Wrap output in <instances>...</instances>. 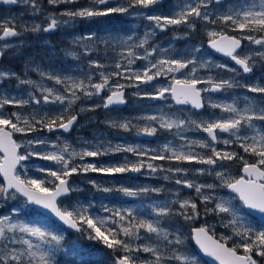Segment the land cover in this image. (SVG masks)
<instances>
[{
  "label": "snow or ice",
  "instance_id": "obj_1",
  "mask_svg": "<svg viewBox=\"0 0 264 264\" xmlns=\"http://www.w3.org/2000/svg\"><path fill=\"white\" fill-rule=\"evenodd\" d=\"M6 5L28 6L32 14H43V23L31 25L18 21L16 16L10 19H0V58L7 50L19 48V44H10L8 38L21 37L26 32H50L68 23L62 17L69 20L76 18H104L118 14L145 16L152 22L149 31L143 37L138 38V43H130L133 36L110 37L102 39L96 33L77 38L75 43L82 45L84 53L95 50L97 43H104L111 47L113 41L120 46V60H126L122 64L120 60L115 63V71L98 72V82H93L92 75L83 74L81 77L61 76L53 72L42 71L37 65L35 71L39 72L41 79L47 77L56 85H62L63 90L55 87H47L44 84L31 79H21L20 76L7 68H0V81L6 78H16L19 85L34 86L41 96L37 98L29 92L28 98H18L7 94H0V110L5 106L23 108L25 105L59 104L61 110L56 113L34 110L28 115L20 112L5 114L0 111V175L3 183H0V202L7 203L19 197L25 198L26 204L39 205L50 211L68 228L77 232L87 233V238L101 243L110 250V264H169L170 261H178L180 264H198L194 255L180 251L184 245V236L179 230L169 231L162 227L161 220H170L173 217H183L184 220H193L200 215L198 204L195 200L177 199L164 201L151 205V213L148 217L140 216L131 207L108 208L102 206L106 216L94 215L90 212L91 204H77L73 207L62 206L60 198H69L72 193L79 191L70 180L73 174L101 173L117 174L126 172H141L147 168L150 174L158 171L167 173L163 179L172 177L168 174H181L196 172L201 175H214L220 181L217 184H198L193 180L181 176L175 180L177 185L195 189V192L204 202V214H227L231 219L221 221L225 228H230L231 236L221 235L216 238L213 227L207 223L192 230V236L199 248L207 255L214 257L219 264H264V229H255L245 223L239 216L232 200L224 197L205 193V189L224 187L231 189L248 208L264 214V99L257 102L255 99L245 97V107H237L235 98L232 103L213 101L209 95L213 92H224L234 87L246 88L251 93L261 94L264 97V83L259 80L255 83H244L235 79L237 69L228 64L215 63L196 53L198 47H193L190 52L168 55V50L160 49L155 45H148L149 39L156 29L164 30L169 26L185 25L190 31H195L197 21H203L207 28L208 44L212 49L229 57L236 65L240 66L243 73H252L258 62H264V0H250L238 6H225L221 0H187L179 5V11L172 14L146 15V9L161 6L164 0H88L85 7L66 9L60 13H45L39 0H0ZM49 5L72 4L75 0H47ZM211 26V27H209ZM219 29V30H217ZM236 33V34H230ZM184 35H189L185 32ZM247 41L250 45L259 46L260 50L249 49L244 45ZM92 42V43H89ZM24 41H20L23 44ZM147 46V47H146ZM143 49V55L137 52ZM153 53H158L154 59H150ZM79 58L76 52L67 53ZM126 54V55H125ZM178 57V58H177ZM137 60L147 61L142 68L133 69L132 65ZM105 69L107 65L98 60H89L91 69ZM226 70L233 73V77L224 79L211 74V69ZM200 69H209V73L200 76ZM179 73L178 77L176 74ZM168 76V86L158 85L152 91L141 89V85L150 86L158 77ZM113 77L117 80L113 82ZM127 83H120V79ZM136 87L135 96L143 95L149 99L166 100V94L178 105H191L192 109H204L205 106L212 109H220L226 116L216 117L210 113L208 118H192L191 115L167 114L163 111L158 115H145L139 117L145 121L143 127L134 125L130 120L124 122L109 121L112 127L129 130L135 128L138 134L155 136L159 130L172 132L180 136L183 143L173 146L171 142L165 143L158 149H143L139 146L105 147L98 143L91 145L85 142L79 150L73 148L67 141L57 143L46 138L35 137L33 139L18 142L14 139L17 133H37L42 129L48 132L56 130L70 131L78 123L79 112L95 110L103 107L125 104V88ZM107 90V95L101 97L103 104H92L89 109L83 107L79 112L73 110L77 101L88 100L93 96H99ZM66 105V106H65ZM194 128L207 134L204 139H188L180 135L182 130ZM227 133L228 137L221 139L220 134ZM250 133V134H249ZM238 145L243 153L251 157L254 162L245 159L244 155L234 150L218 149L216 144ZM35 146H40L37 149ZM52 149L49 151L48 147ZM206 149L207 152H197L196 148ZM149 151L153 154L149 160L143 159ZM129 152L135 154L138 159L135 162L125 160L120 164L98 165L97 163L84 162L86 157H100L109 153ZM36 157L44 161L53 162L57 167H40L37 171L46 173V177L36 178L28 175L26 162ZM79 158L81 163H76ZM175 161L177 164L185 162L205 167L186 168L173 166L164 168L151 161ZM239 160L242 162L243 175L232 177L228 174L225 161ZM220 168L221 171L216 169ZM97 191L105 193L118 191L127 197H138L149 193H160L163 187L136 186L118 188L103 187L96 180L87 181ZM215 200L214 207H207L209 202ZM179 203L180 207L172 205ZM20 209L12 207L8 214L0 215V264H58L57 252L60 251L64 236L58 232L43 226L40 223L26 222L19 218ZM141 230L146 234L141 236ZM211 232V234H209ZM153 235L155 242H152ZM237 238L231 247L228 242ZM148 242L137 243L140 240ZM242 250V252H241ZM148 254L144 257L142 254Z\"/></svg>",
  "mask_w": 264,
  "mask_h": 264
},
{
  "label": "rangeland",
  "instance_id": "obj_2",
  "mask_svg": "<svg viewBox=\"0 0 264 264\" xmlns=\"http://www.w3.org/2000/svg\"><path fill=\"white\" fill-rule=\"evenodd\" d=\"M80 1L83 0H75L74 6H70L71 4H58V5H52L55 6V8H57L56 10L51 9L48 11H45V13L51 12V13H60L65 11L66 9H76V8H81V7H85L87 6V3H84L83 5H79ZM86 2V0H85ZM187 0H176L175 2H173L170 7H166L164 10H155V11H147L144 10L146 15H153V14H172L175 11H179V5L182 3H186ZM48 4V3H47ZM49 5V4H48ZM70 6V7H69ZM143 18L145 20V22H142L140 19ZM62 20H68V23H61L60 26L58 28H56L55 30H53V32L60 31V36L59 37H63L64 40H66L69 45L66 47H63L62 49V57H66V59L62 62L59 63H55V68L54 71L56 74L61 75V76H73V77H81L83 74H85L83 72V70H81L82 68H84L86 65L89 64V60H93L89 57L90 53H84L83 47L81 44L79 43H75V41L77 40V38L80 37H84L87 36L88 33H84L83 28H85L86 24L83 22V18H76L75 20H69L68 17H62ZM44 22V15H43V20H41L40 23ZM102 24L105 27H102L103 30V34L101 36L102 39H108L110 37H124V36H128V34H126V32L120 27V29L118 28L119 26L117 25V29L113 30L112 26H108V22L103 21ZM152 22L148 21L145 16H139V20L137 21V25H135L137 28H139L137 34H138V38L143 37L146 31H149L151 28ZM135 27V28H136ZM170 27V26H169ZM168 27V28H169ZM65 31H63L64 29ZM68 28V29H66ZM168 28H166L165 30H167ZM115 29V28H114ZM159 32H162V30L160 29H156L154 35L149 39L148 41V45L150 44V42H154L155 41V35H157ZM90 34V33H89ZM103 49L105 48V53L102 55L103 59H98L95 58L94 60H98L100 63L107 65V67L105 69H97L98 72L103 70L105 72H111L109 70V68H113L115 69V63L117 60H120V46L116 45L115 42L113 41L112 46H111V51L108 52L109 47L106 46L104 43H102ZM70 52H76L78 54L79 58L73 57L71 55H68L67 53ZM93 52V51H92ZM58 53V52H57ZM138 53L140 55H143V52H139ZM185 53L183 52H174V53H168V55H173L175 56L176 54H182ZM126 55V54H125ZM59 55H56V58L60 57ZM158 56V53H153L152 57H150V59H154ZM178 58V57H177ZM120 62H125L126 64V60H120ZM147 64V61H142V60H137L136 63L134 65H132L133 69L136 68H142L144 65ZM65 68V70H62V68ZM0 68H7L6 66H2ZM116 70V69H115ZM113 70V71H115ZM42 71H46V72H52L51 69H42ZM37 76L35 75H29V76H21V79H31L33 81H37L40 82L42 84H44L47 87H55L57 89H60L61 91L63 90V86L62 85H56L54 83V81H50L47 79V77L43 78V80L41 79L39 72L37 71ZM91 74H93V72H91ZM95 75V74H94ZM93 75V76H94ZM178 77L180 76L179 73L176 74ZM92 76V78H93ZM117 80V78H113V82H115ZM120 83H127V81H125L124 79H120L119 80ZM170 83V79L168 76H161V79L159 81H157L156 83L150 85V86H145V85H141V89L142 90H146V91H152L154 90V88L158 85H162V86H168V84ZM18 87L14 88L9 87V89H7L6 87L2 88V94H7L9 96H14V97H18V98H28V93L32 92L34 93V95L37 96V98H40L41 94L39 92L38 89H36L34 86H29V85H17ZM2 86H0L1 89ZM128 93L130 96V99H132V102L134 104V107L139 108L140 111L138 112V114H142L139 115V117L145 116V115H158L160 114L161 111H163L164 113L168 114V107L169 105L167 104V101L165 100H159V99H149L144 97L142 94L139 96H135L133 95V93L137 92V88L136 87H128ZM107 90H104L103 92H101V94L99 96H93L91 99L87 100V103L84 102L85 100L82 101H77L72 107L73 110H75L76 112H79L80 108L83 107L85 109H89L90 106L92 104H103V100L101 97L106 96ZM212 99V98H211ZM33 103L29 104V105H25L23 108H19L16 106H5L4 109L0 110L3 111L5 114H10L11 112H20L21 115H28L29 113L33 112L34 110H42L43 112H49L51 113H56L58 111L61 110V105L57 104H48V105H44L43 102L41 103V105H39L38 107L32 108V107H28L31 106ZM66 106V105H65ZM102 108V107H99ZM97 109V108H96ZM95 110H86L84 112H79L81 119L80 122L77 126V128L75 129L74 133L72 135H62V134H57V135H52L53 133H49L47 131H39L37 133H27L25 134L24 138L22 139V141L25 140H29V139H33L35 137H41V138H46L50 141H57V137L60 138V140L57 141V143H62L63 141H67L73 148H75L76 150H79L82 146H85V142H88L91 145H96L98 143H101L102 141L98 140L99 136H102V129L100 127H98V122H100L99 120V113L94 112ZM226 116L227 114H219V115H215L216 117H220V116ZM209 116V115H208ZM204 117L203 119L208 118ZM109 121H116V122H124L127 120H120L117 118H113L110 120H103L102 124L103 125H109L108 127H112L111 124L109 123ZM146 122L143 123V125ZM143 125H140L143 127ZM192 132V134L190 133V137L192 139H197L198 135H195L194 132H196L195 129H188L186 132ZM90 134H92L93 136L90 137ZM172 134H175V131H173ZM250 134V133H249ZM183 136H185L184 134H182ZM179 136V135H178ZM96 137V139H95ZM186 137V136H185ZM105 142H110V140H106ZM171 142V144L173 146H178L179 144H181L180 142H176L174 140H164L163 138H160L159 140H156L153 144L151 142H149L148 146L147 143H137V141L134 142V144H130V143H125V142H121V141H115L114 143H110V144H105V147H115L116 145H121V146H139L140 148L143 149H148V150H152V149H158L160 147H162L163 144ZM144 145V147L142 146ZM231 147L228 150H234L237 151V148H233V145H230ZM37 149L40 148V146H35ZM48 150H54L51 148V146L48 147ZM197 152H207L206 149L202 150L199 149V147L196 148ZM118 154V155H116ZM130 153L129 152H124V155H119V152L116 153H109L107 155H104L107 157V160L105 161V159H102V162H100L98 160V158H103L104 156H100V157H86L84 162H88V163H97L98 165L103 164V165H108V164H120V163H124L125 160L127 161H131V162H135L138 159H140L139 157H137L134 154V157L130 158ZM150 156L153 154L151 151H149L148 153ZM241 155H243V150L242 153H240ZM124 157V159H122ZM122 159V160H121ZM120 160V161H119ZM149 160V159H148ZM146 160V161H148ZM152 163L156 164V165H163L164 168H168V167H173V166H181V167H186L189 169L192 168H196V167H205L202 165H197L195 163L189 164L187 162L183 163V164H177V162L175 161H168L169 164L164 163V161H160V160H156V161H151ZM226 162V161H225ZM223 162V163H225ZM76 163H81V161L79 160V158H76ZM227 170H228V174L232 177H238L240 175V170L239 167H235L234 165H229V163H225ZM26 166L28 167L29 171H28V175L29 176H33L36 178H45L46 177V173H40L38 172L37 166L40 167H51V168H55L57 167L56 165L53 164V162L50 161H44L41 160L39 158L33 157L31 158L29 161L26 162ZM217 171H221L222 169L217 168ZM142 173H140L141 175L144 176V178H147L149 180H143V184L141 185H137V184H131L130 179L131 177H136L138 173L136 172H127L126 173H122V178L126 180L129 183H125L123 181V183L121 184L122 186H126V187H136V186H149V187H163L164 191L160 192V193H149V194H144L142 196H138V197H127L124 196L122 193L118 192V191H113V192H108L105 193L103 191H97L98 192V200L97 201H93V202H82L79 201L77 198H73L69 203H67L66 205H62V206H68V207H73L77 204H84V205H88L91 204V208H90V212L94 215H100V216H106L109 215V213H105L103 211L102 206H106L108 208H126V207H131L134 208L137 212L138 215L140 216H144V217H148L151 213V205L155 204V203H160V202H164V201H172V200H176L177 199V193H179V199L183 200V199H191V200H195L197 202V204L199 205V203H204L200 196L197 195V193L195 192V189H189L186 186L183 185H177L175 183V180L177 178H180L181 176H186L187 179L193 180L194 182L198 183V184H217L219 185L220 181L216 179V177L214 175H209V174H199L196 172H189V173H181V174H168L170 175L172 178L169 180H165L163 179L164 175H166L167 173L162 172V171H158L155 174H150V170L147 168H144L141 170ZM240 172V173H237ZM88 175L93 176V174H97L98 177L100 178L99 181L102 182H98L99 184H101L103 187H109V188H118L121 185H116L115 187H113V184L107 183L110 179L105 176L104 174L101 173H87ZM75 177H73L72 180V184L76 187L79 188V191H82L85 187L84 184L87 182V180H89V176H84L85 174L81 173V174H74ZM108 175V174H106ZM78 176V177H77ZM105 176V177H104ZM152 178H162L164 180V182L162 183H153L151 181ZM92 179V178H91ZM94 180V179H93ZM105 180V181H103ZM136 181V179H134ZM96 181H98L96 179ZM148 182V183H147ZM88 183V182H87ZM135 183V182H132ZM77 191V192H79ZM205 193H212L214 196L217 197H224V198H228L232 200V204L233 206L236 208L238 214L240 217H242L245 221L246 224L252 226L255 229H264V226L259 225V222L253 218L249 213H247V211L244 208V205L241 201L238 200V198L234 195H232L231 193H228L227 191H225L224 187H217L215 189H205L204 190ZM105 198H108L107 200ZM213 204V207L215 205V200L211 202ZM172 206H176V208L178 209L180 207L179 203L174 204ZM12 207H17L20 209L19 211V218L25 220L26 222H33V223H40L45 227L50 228L51 230L58 232L60 234H62L64 236V240L61 242L60 245V251L57 252V261L58 264H88L87 262V254L84 253L83 247L79 244V242L75 239V240H71L70 242H66L65 238L68 234V231L66 229H64L62 226L58 225L56 222L52 221L51 219H49L48 217H46L43 214H39L37 213L32 205L26 204L25 203V199L23 197H19L16 200H9L7 203H3L0 202V215L3 214H8ZM231 219L230 216H228L227 214H221V215H216L215 213L212 215H204V218H201V216L199 215L198 217L195 218L196 222H200V224H204L207 223L209 225H211L213 227V230L215 232V235L218 237H220L221 235H225V236H231L232 235V231L230 228H225L223 226V223H221V221L226 222L227 220ZM165 220H161V225L162 227L168 228L169 231H175L174 228H170L167 227L166 225H164L162 222H164ZM191 226V224H189ZM181 233L185 232V230L183 228L178 229ZM191 232V230H190ZM80 233V232H79ZM146 234L143 232V230H141V236L144 237ZM237 238H233V240L229 241V242H235ZM144 242H148L146 240H140L137 241V243H144ZM152 242H155V236L153 235L152 238ZM228 242V243H229ZM232 245V244H231ZM190 254V253H188ZM144 257H147L148 254H142ZM194 255L197 259L198 264H201L199 261V257L197 256V254H191ZM169 264H180V262L176 261H170Z\"/></svg>",
  "mask_w": 264,
  "mask_h": 264
},
{
  "label": "flooded vegetation",
  "instance_id": "obj_3",
  "mask_svg": "<svg viewBox=\"0 0 264 264\" xmlns=\"http://www.w3.org/2000/svg\"><path fill=\"white\" fill-rule=\"evenodd\" d=\"M88 0H83L78 3L79 5H83L84 3H87ZM176 0H165L164 3L161 6H156L151 9H146L147 11H155V10H164L166 7H170V5L175 2ZM41 3L42 8L45 11L54 9L55 6L48 5L47 0H39ZM245 2H250V0H221V3L225 6V8L221 9V11L225 10L228 6H238L241 3ZM88 4V3H87ZM70 6H74V4H71ZM69 6V7H70ZM55 8L54 10H56ZM12 16H16L18 21H23L26 24H33V23H40L41 20H43V14L37 13V14H32L31 9L28 6L25 5H6L3 3H0V19L8 18L10 19ZM139 20V16L135 15H126V14H118V15H113L110 17H104V18H92V19H85L83 18V22L86 24L85 28H83L84 33H96L98 37L101 38L103 34L102 27H105L102 22L106 21L108 22V26H112L110 21L117 23L120 27L126 32L128 35L133 36V41L130 43H138V30L135 25H137V21ZM142 22H145L143 18L140 19ZM136 27V28H135ZM211 27V26H209ZM64 29V28H63ZM68 29V28H66ZM117 28L113 29L116 30ZM219 30V29H217ZM65 31V29L63 30ZM189 32V35H184L185 32ZM59 33L60 31H50V32H38V33H32V32H26L24 33L21 37H14V38H8L6 42L10 44H19V48H12L10 50L6 51V54L2 57V60L0 61V67L6 66L12 71L16 72L20 77L21 76H29V75H35L37 76V71H35L37 65H39L40 69H51L53 73H55L54 68H55V63H58L59 59L62 58V49L63 47H66L69 45V43L63 39L61 47H59V41L57 39L56 33ZM207 28H205L203 21H197V28L195 31H190L186 28L185 25H180V26H170L167 30H162V32H159L157 35H155V41L150 42L149 46L155 45L158 46L160 49H165L168 50V53H174V52H190V50L195 46L200 49L196 55L198 57L202 56L206 59H209L211 61H214L215 63H224L228 64L230 67H234L237 69V72L235 74V79L240 81L242 84L244 83H255L258 80L261 83H264V62H258L257 65L253 68L252 73H243L242 69L240 66L236 65L234 61H231L229 57L224 56L223 54H220L216 52L214 49L210 47L208 44V39L209 37L207 36ZM230 34H236V33H230ZM20 41H24L23 44H20ZM5 41H0V43H4ZM92 43V42H89ZM244 45H246L249 49L252 50H260L259 46L257 45H250L247 41L243 42ZM103 44L102 43H97L95 45V50L90 53L89 57L91 59H103L102 55L105 53V48L103 49ZM147 47V46H146ZM111 47H109L108 52L111 51ZM143 52V49H137V52ZM42 52L45 53L44 56H42ZM58 52V53H57ZM56 55H59V58H56ZM44 57V58H43ZM122 64H125V62H122ZM84 73H89L93 72L91 74L93 76V82H98V70L93 68H89L88 65H86L84 68H82ZM109 70L112 72L113 68H109ZM209 73V69H200L199 70V75L200 76H205ZM56 74V73H55ZM211 74L213 76H217L218 78L222 77L224 79H229L233 77V73L228 72L226 70H219V69H211ZM115 78V77H113ZM161 77H158L155 81H153L152 84L156 83L159 81ZM151 84V85H152ZM18 81L16 78H6L2 81H0V94H2V88L6 87L9 89V87H18ZM21 86V85H20ZM125 99H126V105L122 107H112L109 109L105 108H97L95 109L94 112L99 113V120L98 122V127H100L102 131V136L98 137V140L102 141V144H110L114 143L115 141H121L125 143H130L134 144L135 141L137 143H147L146 146H148L149 142L152 144L156 141L159 140L160 138H163L164 140H174L176 142L183 143V141L180 140V136L172 134L173 131L176 132L175 129H173L172 132H168L166 130H159L158 133L155 136H149L145 134H138L135 128H130L129 130H124L121 128H114V127H108L107 125H103L102 122L103 120L107 119H113L117 118L120 120H130L132 124L134 125H143L145 121L139 119L138 112L140 111L139 108L134 107V104L132 102V99H130L128 89L125 88ZM205 97L207 98L209 95L211 96L213 101H223V102H228L232 103L233 99L235 98L237 107L239 108H244L246 101L245 97H248L250 99H255L257 102H259L261 99H264V97L261 96V94L257 93H251L249 92L246 88L242 87H234L231 89H228L224 92H213L210 94H204ZM167 99V104L169 105L168 107V114H183V116H188L191 115L192 118L197 119V118H204L207 117L210 113L214 115H219V114H227V113H222L220 109H212L205 106L204 109L201 111L192 109L191 105H180L178 106L174 100H172L171 96L166 94ZM160 100V99H159ZM84 102L87 103V100ZM39 105H35L34 103L31 106H28L29 108H35L38 107ZM261 106H264L262 104ZM80 119V116H79ZM144 126V125H143ZM142 127V126H140ZM194 129V128H189ZM188 130V129H187ZM187 130H182L180 135L184 134L188 139H192L189 135L192 132H186ZM41 131H47L46 129H42ZM75 129L68 134H62V133H53L52 135H57V134H62V135H72L74 133ZM48 132V131H47ZM51 133V132H49ZM195 135H198L197 139H204L207 138V134L203 133L202 131H197L194 132ZM25 134L17 133L14 135V139H16L18 142H21L22 139L24 138ZM93 135L90 134V137ZM221 139L227 138L228 134L227 133H221L220 134ZM96 139V137H95ZM106 140H110V142H105ZM141 142V143H140ZM144 147V145H142ZM233 148H237L239 153H242V149L239 148L238 145H233ZM216 147L218 149H225L228 150L231 146L230 145H224L222 143L216 144ZM200 149V148H199ZM118 155V154H116ZM119 155H124V152H119ZM130 158L134 157L133 153H130ZM243 155L246 157V159H249L250 162H254V160L249 157L247 154L243 153ZM150 158V155L148 154L145 156L143 159L148 160ZM102 159L107 160V157L104 156L103 158H98L100 162H102ZM124 159V157L122 158ZM121 159V160H122ZM120 161V160H119ZM131 162V161H130ZM225 163H229V165H234L237 167L240 164L239 160H233V161H226ZM243 167V165H242ZM242 169V168H241ZM240 172H242L240 170ZM237 172V173H240ZM138 172L136 177H131L130 181L133 179L139 180V175H141ZM127 174V172H126ZM105 176L108 177V175L104 174ZM112 175V174H111ZM241 175V173H240ZM239 175V176H240ZM104 176V177H105ZM110 176V175H109ZM122 173L117 174L115 178L121 179ZM143 176V175H141ZM238 176V177H239ZM73 177H71V181L73 180ZM110 178V177H108ZM144 178V176H143ZM143 180H146L145 178ZM139 180V181H143ZM126 181V180H125ZM0 183H3V177L0 175ZM33 207V206H32ZM33 209L39 213L42 214L40 210L37 208L33 207ZM201 216V215H200ZM201 218H204V215L201 216ZM198 224H193L191 225V228L194 226H199L201 225L200 222H197ZM259 225H261L259 223ZM264 226V225H262ZM218 237V236H217ZM219 238V237H218ZM233 242H229L228 245L231 247ZM242 252V250H241ZM202 259V258H201ZM199 261L201 264H208L204 259L201 261L199 257Z\"/></svg>",
  "mask_w": 264,
  "mask_h": 264
},
{
  "label": "trees",
  "instance_id": "obj_4",
  "mask_svg": "<svg viewBox=\"0 0 264 264\" xmlns=\"http://www.w3.org/2000/svg\"><path fill=\"white\" fill-rule=\"evenodd\" d=\"M110 23L113 25L112 28H116L117 27V23L110 21ZM57 35V39L59 41V47H61L62 45V41H63V37H59L60 36V32L56 33ZM45 53L42 52V56H44ZM44 58V57H43ZM66 59V57H62L59 59L58 61V65L60 62L64 61ZM62 70H65V68L63 67ZM246 159V157H245ZM164 163L169 164L168 161H164ZM239 170L242 168V162H240V164L238 165ZM119 175V173H117ZM117 174H112V175H108V177H110L109 181L107 183L113 184V187H115L116 185H121L123 183V181L125 183H129L127 181H125L124 179H119V178H115L117 176ZM84 176H89V179H94V180H98L97 182H102L99 181L100 178L98 177L97 174H93V176L85 174ZM78 177V176H77ZM143 176L139 175V180H143ZM146 180H149L147 178H145ZM139 180H132L130 183L133 184H137V185H141L143 184L142 181ZM88 181V180H87ZM105 181V180H103ZM151 181L155 184V183H162L164 182V180L162 178H152ZM135 182V183H132ZM148 183V182H147ZM84 189L82 191L79 192H74L72 193V195L69 198H64L61 200V204L62 205H66L67 203H69L73 198H77L79 201H82L84 203L86 202H93V201H97L98 200V192L97 190L89 183H85L84 184ZM106 200L108 198H105ZM204 203H199L198 205V211L200 212V215L203 216L204 214ZM207 207H213V204L211 202L208 203ZM173 208H176V206H173ZM214 213H208L207 215H212ZM164 225H166L167 227L170 228H174L175 230H178L180 228H183L185 230V232H183V236L185 238L184 240V245L181 247L180 251L182 252H186V253H194L196 254L192 239H191V232H190V228L191 225L193 224H198L195 219L193 220H184L183 217H173L170 220H165L164 222H162ZM218 236V235H217ZM77 240L79 242V244L83 247L84 253L87 254V263L88 264H110V257H111V252L109 249H107L106 247H104L101 243L97 242V241H93L87 238V233H70L68 232L65 241L66 242H70L71 240ZM200 260L202 261L203 259L200 258ZM176 262V261H173Z\"/></svg>",
  "mask_w": 264,
  "mask_h": 264
},
{
  "label": "water",
  "instance_id": "obj_5",
  "mask_svg": "<svg viewBox=\"0 0 264 264\" xmlns=\"http://www.w3.org/2000/svg\"><path fill=\"white\" fill-rule=\"evenodd\" d=\"M164 1H165V0H164ZM220 54H222V53H220ZM1 60H2V58H0V61H1ZM152 83H153V82H152ZM124 105H126V103H125V104H121V105L111 106L110 108H112V107H122V106H124ZM177 105H178V104H177ZM178 106H180V105H178ZM201 110H202V109H199V111H201ZM78 120H79V115H78ZM76 124H77V123H76ZM76 124L73 126V128H72L70 131H72V130L76 127ZM70 131H68V132H64L63 130H56L55 132H63V133L66 134V133H69ZM242 175H243V172H242ZM70 180H71V178H70ZM226 191L229 192V193H231V194H233V195H235V196H237V198L239 199L238 195H237L236 193H234L231 189L226 188ZM60 199H62V198H60ZM239 201H240V200H239ZM241 202H242V201H241ZM242 203H243V202H242ZM29 205H32V206L38 208L43 214H45L46 216L50 217V218L53 219L54 221L58 222L61 226H63L65 229H67V230L70 231L71 233H79V232H77V231L74 230V229H70V228H68L67 225H64L63 222L60 221L57 217H55V215L52 214L50 211H48V210L42 208V207L39 206V205H35V204H29ZM244 207H245L246 211H247L250 215L256 217L258 220H260L262 223H264V214H261V213H259L258 211L252 210V209L248 208L246 205H244ZM197 227H200V226H197ZM197 227H194V228H197ZM194 228H193V229H194ZM193 229H192V230H193ZM209 234H211V232H210ZM216 238H217V237H216ZM192 240H193V243H194V245H195V249H196L197 253H198L200 256H202V257H203V258H204L209 264H219V261H217L214 257H211V256L205 254V253L199 248V246L196 244L195 239L193 238V236H192ZM228 246H229V245H228ZM229 247H230V246H229Z\"/></svg>",
  "mask_w": 264,
  "mask_h": 264
}]
</instances>
